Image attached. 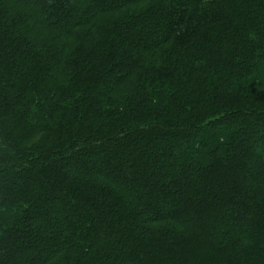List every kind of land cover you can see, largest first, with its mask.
<instances>
[{
	"label": "trees",
	"instance_id": "trees-1",
	"mask_svg": "<svg viewBox=\"0 0 264 264\" xmlns=\"http://www.w3.org/2000/svg\"><path fill=\"white\" fill-rule=\"evenodd\" d=\"M0 264H264V0H0Z\"/></svg>",
	"mask_w": 264,
	"mask_h": 264
}]
</instances>
